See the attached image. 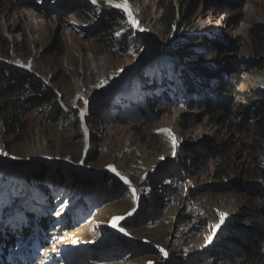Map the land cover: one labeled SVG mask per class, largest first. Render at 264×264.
I'll return each instance as SVG.
<instances>
[{
    "label": "rangeland",
    "instance_id": "obj_1",
    "mask_svg": "<svg viewBox=\"0 0 264 264\" xmlns=\"http://www.w3.org/2000/svg\"><path fill=\"white\" fill-rule=\"evenodd\" d=\"M74 1L0 0V264H264V0Z\"/></svg>",
    "mask_w": 264,
    "mask_h": 264
},
{
    "label": "trees",
    "instance_id": "obj_2",
    "mask_svg": "<svg viewBox=\"0 0 264 264\" xmlns=\"http://www.w3.org/2000/svg\"><path fill=\"white\" fill-rule=\"evenodd\" d=\"M68 5L72 9L73 14L75 15V17L79 21H86L87 20L86 19L87 14H89L90 15L89 17H91V18H93V19L95 18L94 20L96 21L97 16L95 15L94 11L91 9V7H89V5L87 3H85L81 0H75L74 2H70ZM225 6H228L227 2L225 3ZM104 14H105V16L102 18V23L99 24L101 26H100L99 30H96L95 33L93 34L92 40L96 41L97 44L98 43L104 44L106 42L107 46H108L107 48L110 49V45H112L111 44L112 32L118 26V24H116V21H115V18L117 17V13L114 12L113 10H106V12ZM167 17L169 18L168 23H171L175 20L176 15H175L174 11H171V13L168 16H163L162 20L163 21L166 20ZM129 40L134 41L135 43L138 42L137 38H134L130 35H125L122 39H120L119 46H122L124 44H128ZM205 40L206 39H202L204 44L210 43V41L208 39L206 41ZM200 41L201 40H198V39H193L192 41L186 40L184 42V45L181 46L180 50L182 52L187 53L189 50L195 49V47L198 46V43ZM186 53H184V54H186ZM186 55H189V54H186ZM199 60L202 61L201 58ZM196 68L199 70L198 71L199 73L205 72L203 69L202 70L200 69V68H203L201 65L196 66ZM15 112H16V109L12 108L9 111H7V113H6V114H8V118H9V121L7 123L8 127L13 128L14 124L18 123V115H16ZM260 112H261V115H263L262 117H264V107L260 109ZM10 131H12V129ZM0 239H2L3 241L6 240L5 237H3V236Z\"/></svg>",
    "mask_w": 264,
    "mask_h": 264
},
{
    "label": "snow or ice",
    "instance_id": "obj_3",
    "mask_svg": "<svg viewBox=\"0 0 264 264\" xmlns=\"http://www.w3.org/2000/svg\"><path fill=\"white\" fill-rule=\"evenodd\" d=\"M96 0H93V3H95ZM108 3L112 6V7H116V8H120V9H123L129 16V22L133 25V26H136L138 24L137 21H135L133 18H132V13L130 12L129 10V7H128V4H127V0H124V3L122 4H113L112 3V0H108ZM142 30V29H141ZM168 135L170 136V138L173 140V147L175 148L176 146V142H175V138L171 136V133H168ZM2 155H7V153H0ZM122 179H124L123 177H121ZM125 183H127V180H125ZM133 194H135V190H133ZM223 218L224 216L222 215L221 217V221H223ZM116 224L115 222L113 223V227H115ZM218 227V226H217ZM121 231H123V229H121Z\"/></svg>",
    "mask_w": 264,
    "mask_h": 264
},
{
    "label": "bare ground",
    "instance_id": "obj_4",
    "mask_svg": "<svg viewBox=\"0 0 264 264\" xmlns=\"http://www.w3.org/2000/svg\"><path fill=\"white\" fill-rule=\"evenodd\" d=\"M251 12V11H250ZM27 16V15H26ZM10 24V23H9ZM35 27L37 28V24L35 25ZM35 28V29H36ZM242 35V32H239V33H237L236 34V38H240V36ZM88 65H90V63L88 62ZM85 69V68H84ZM88 69V68H87ZM93 76V75H92ZM100 78V77H99ZM99 84V83H98ZM101 84H103V83H101ZM191 130V129H190ZM189 135V134H188ZM56 167L57 168H62V169H65L64 167H61V166H59V165H57L56 164ZM9 168H11V167H9ZM84 168H85V165H84ZM13 169V168H12ZM67 169V168H66ZM114 171H118V170H114ZM29 173H30V171H29ZM97 177V176H96ZM24 178V177H23ZM222 215L224 216V218H223V221L221 222V224H220V226L217 228V231H216V234L218 235L227 225H228V223H230V221L232 220V214L230 213H227V212H224V213H222L221 214V217H222ZM114 220V219H113ZM113 220H112V223H114L113 222ZM216 235V236H217Z\"/></svg>",
    "mask_w": 264,
    "mask_h": 264
},
{
    "label": "clouds",
    "instance_id": "obj_5",
    "mask_svg": "<svg viewBox=\"0 0 264 264\" xmlns=\"http://www.w3.org/2000/svg\"><path fill=\"white\" fill-rule=\"evenodd\" d=\"M86 1V0H85Z\"/></svg>",
    "mask_w": 264,
    "mask_h": 264
}]
</instances>
